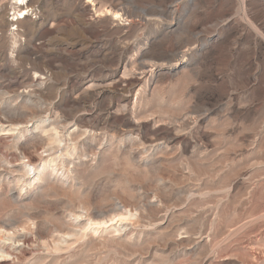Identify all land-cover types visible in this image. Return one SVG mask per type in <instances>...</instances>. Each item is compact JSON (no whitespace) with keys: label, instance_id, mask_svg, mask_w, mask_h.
Returning a JSON list of instances; mask_svg holds the SVG:
<instances>
[{"label":"rangeland","instance_id":"1","mask_svg":"<svg viewBox=\"0 0 264 264\" xmlns=\"http://www.w3.org/2000/svg\"><path fill=\"white\" fill-rule=\"evenodd\" d=\"M0 117V264H264V0H0Z\"/></svg>","mask_w":264,"mask_h":264},{"label":"bare ground","instance_id":"2","mask_svg":"<svg viewBox=\"0 0 264 264\" xmlns=\"http://www.w3.org/2000/svg\"><path fill=\"white\" fill-rule=\"evenodd\" d=\"M29 5V4H28ZM25 6V5H24ZM91 6V5H90ZM101 6V5H100ZM30 7V6H29ZM93 7V6H92ZM28 8V6H25V7H23V5L22 4H19L18 6H17V9H18V13H23V19L27 16V14L25 13V10ZM97 9V8H96ZM98 9H99V11H100V13H101V11L104 13H106V15H112V17L114 18V19H116V18H120L121 16L118 14V13H115V12H110L109 10H107V9H104V11L103 10H101L99 7H98ZM97 9V10H98ZM103 9V8H102ZM95 12H96V10H95ZM98 12V11H97ZM94 13V12H93ZM95 15V14H94ZM125 17V16H124ZM18 18H16L15 19V21L17 20ZM125 19V18H124ZM113 20V19H112ZM121 20V19H120ZM146 20V19H145ZM123 21V20H122ZM113 22V21H112ZM116 25V24H115ZM114 26V25H113ZM26 76V75H25ZM41 77V76H40ZM39 78V77H38ZM27 79V78H26ZM22 82V81H21ZM95 95H97V94H95ZM1 119H3V118H1L0 117V120ZM106 123V122H105ZM8 127V126H7ZM98 128V127H97ZM3 129V128H2ZM86 129V128H85ZM11 130V129H10ZM9 130V131H10ZM52 130V129H51ZM86 130H88V129H86ZM0 131H1V129H0ZM48 132H49V130H48ZM45 133H46V131H45ZM57 133V132H56ZM54 136V135H53ZM56 136V135H55ZM59 136V135H58ZM52 137V136H51ZM52 142L54 143V142H59V140H57V138H53L52 139ZM73 147V146H72ZM121 216V215H120ZM130 215H128V217L127 218H124V217H120L119 218V221L121 222V221H123V220H128L129 218H131V216L129 217ZM77 217V216H76ZM92 221V220H91ZM106 223V222H105ZM105 223L104 222H86V224H87V227L86 226H84L83 228H82V230L84 229L85 230V227H86V231H87V229L89 230V231H91V232H94V233H97V232H99L100 230H102V229H104L105 228V226H107V224L105 225ZM85 224V225H86ZM88 231V232H89ZM83 233V232H82ZM82 233H79L78 235H79V237L82 235ZM85 234V233H84ZM2 236V235H1ZM5 236V235H4ZM82 236H84V235H82ZM81 236V237H82ZM7 238V237H6ZM78 239V238H77ZM8 240V239H7ZM57 249L59 248V247H56Z\"/></svg>","mask_w":264,"mask_h":264}]
</instances>
